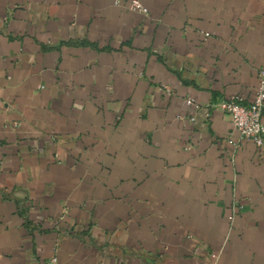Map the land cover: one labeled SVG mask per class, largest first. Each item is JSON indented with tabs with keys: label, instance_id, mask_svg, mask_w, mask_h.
Listing matches in <instances>:
<instances>
[{
	"label": "crops",
	"instance_id": "obj_1",
	"mask_svg": "<svg viewBox=\"0 0 264 264\" xmlns=\"http://www.w3.org/2000/svg\"><path fill=\"white\" fill-rule=\"evenodd\" d=\"M142 1L0 0V264H264V0Z\"/></svg>",
	"mask_w": 264,
	"mask_h": 264
},
{
	"label": "built area",
	"instance_id": "obj_2",
	"mask_svg": "<svg viewBox=\"0 0 264 264\" xmlns=\"http://www.w3.org/2000/svg\"><path fill=\"white\" fill-rule=\"evenodd\" d=\"M121 0H115L119 4ZM129 7L134 12L147 13L148 8L142 0H129ZM259 82L251 99L245 94H234L221 100L218 106L228 114L238 135L234 144L238 147L244 141H252L258 147L264 145V67L259 70ZM192 106L196 100L192 97L186 99ZM194 119V118H192ZM243 206L238 202L233 205V212L238 213ZM217 258V254H213ZM57 258L54 257L49 264H56Z\"/></svg>",
	"mask_w": 264,
	"mask_h": 264
}]
</instances>
